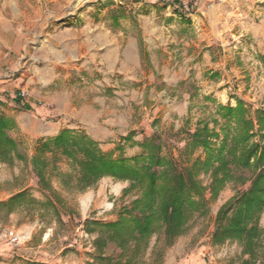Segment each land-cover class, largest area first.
I'll use <instances>...</instances> for the list:
<instances>
[{
    "label": "crops",
    "instance_id": "crops-1",
    "mask_svg": "<svg viewBox=\"0 0 264 264\" xmlns=\"http://www.w3.org/2000/svg\"><path fill=\"white\" fill-rule=\"evenodd\" d=\"M256 1L149 0L147 14L134 25L133 3L109 18L103 3L0 0V102L11 115L24 113L15 99L24 87L28 112L47 124L43 139L65 127L80 128L106 152L130 158L156 124L113 109L115 87L141 90L147 101L157 90L179 93L183 100L187 89L177 86L190 81L199 97L235 104L226 84L240 94L242 81L229 38L244 34L239 52L264 54V22L256 21L259 15L264 21V3ZM76 85L85 93L79 105L69 94ZM103 115L112 116L115 127L103 125ZM3 257L0 264H15Z\"/></svg>",
    "mask_w": 264,
    "mask_h": 264
},
{
    "label": "rangeland",
    "instance_id": "rangeland-1",
    "mask_svg": "<svg viewBox=\"0 0 264 264\" xmlns=\"http://www.w3.org/2000/svg\"><path fill=\"white\" fill-rule=\"evenodd\" d=\"M75 1L77 6L83 3H91L95 6L98 3L107 5L109 18L115 16L116 12L121 13L128 6L131 7L133 3L135 6L130 8L129 18L134 19V25L138 23L137 18L140 23L142 22V16L146 15L148 11L146 4L150 3L149 0ZM150 1L172 3L173 0ZM246 1L250 4L254 0ZM262 2L264 3V0ZM111 4L114 6L110 7ZM133 7L135 10L132 14ZM258 10L263 12V9ZM259 18L264 22L262 15H259L256 21ZM137 32L140 34V31ZM235 35H237V39L230 36L229 40L231 41L230 46H233L232 49L238 51L234 53L236 56L232 60L235 61V66H239V74L241 75L239 79L242 81L241 93H234L231 85L226 84L229 86L227 91L231 92L228 93V96L232 97L235 104H230L229 101L216 103L208 94H202L203 97H199L194 84L190 81L179 83L177 86L187 89L186 97L183 100L179 98V93L157 90L151 94L149 101H147L141 90L115 87L113 109L132 113L131 119L136 118L137 122L140 123L143 120L150 123L155 121V131L149 136H142L139 140L140 150L138 154L142 152L141 142L155 136L156 141L160 143L161 152L171 157L178 169H183L187 161L182 150L190 134L204 122L209 128L217 130L219 124L223 122L217 111L219 104H229L234 107L238 101H241L248 110V114L253 117L257 110L264 111V63L260 58L261 53L256 52L252 55L245 52L240 53L239 47L242 46L241 39L244 34L236 33ZM2 66L3 58L0 57V69ZM113 80L114 83L118 82L117 78ZM101 83L104 82L101 81ZM69 94H71L70 98L74 104L79 105L83 102L82 97L85 93L82 85H76L73 89L69 88ZM27 98V90L24 87L19 88L15 99L24 113L14 112L13 115L6 112L8 108L4 106V102H0V113L15 121V125L8 130V134L16 144V148L9 155L8 160L0 159V201L26 189L29 195L39 201H45V196L49 195L53 206L52 204H26L16 205L10 210L0 208V234L5 230L13 229L27 235L17 246L10 245L0 237V259H4L3 256H5L14 260L15 264H17V260L22 259V256L25 259H22L23 262L18 261L19 264L32 261L45 264H106L105 261L97 262L94 260V254L97 252L95 240L99 233L97 229H87L86 221L115 220L123 208L129 207L135 199L139 198L141 191L138 187L131 186L128 180H120L110 176L101 177L93 186L78 190L75 182H62L63 173L72 170L65 159L59 161L57 169L52 168L50 164L48 165L44 174L49 181V189L43 187L32 168L31 156L34 154L38 143L46 135L44 129L47 124L30 115L28 112L30 107L26 102ZM14 116L17 117V121ZM112 119V116L103 115L101 122L107 127H115ZM65 123L73 126L78 125L70 121ZM70 129L83 131L75 127ZM254 138L257 139V135ZM98 144L104 150L100 142ZM199 154L202 155L200 148L196 149L191 157ZM114 157L123 156L120 154ZM245 173L249 176L251 172L245 171ZM199 179L206 187L205 211H195L187 223L186 230L176 235L171 243H165L163 232H159L154 233L149 238L147 246L138 255L134 253L133 241L129 242L127 250L121 258H119L121 247L116 241L108 240L103 247L104 252L110 255L113 260L119 258L124 262L130 259L127 262L129 264H243L244 260L249 259V254L243 250L241 243L235 239H226L222 243H214L212 233L220 206L236 192L246 190L250 181L242 185L233 181L227 182L216 196L209 198V186L212 181L210 172L200 173ZM98 188L99 191L96 193ZM91 190L94 191V195L86 194ZM83 202H86V206H83ZM113 217L115 218L111 219ZM263 222L264 214L261 217V224ZM262 241L264 242V239ZM251 264H264V250L259 251Z\"/></svg>",
    "mask_w": 264,
    "mask_h": 264
},
{
    "label": "trees",
    "instance_id": "trees-1",
    "mask_svg": "<svg viewBox=\"0 0 264 264\" xmlns=\"http://www.w3.org/2000/svg\"><path fill=\"white\" fill-rule=\"evenodd\" d=\"M260 58L264 63V54H260ZM217 111L223 119L218 130L209 128L204 122L190 134L182 150L187 161L183 169H178L173 159L161 152L155 136L143 140L142 152L129 159L112 156L84 131L70 128H62L56 135L38 143L31 156L32 168L39 183L48 189L49 181L44 172L49 164L57 169L61 159L72 168L63 173L62 182L73 181L78 190L93 186L104 176L128 180L131 186L140 189L139 198L123 208L115 220L86 221L87 229H97L99 233L95 240L94 260L106 264H129L130 259L122 262L119 258L130 241L138 255L154 233L163 232L167 244L183 233L193 213L205 211L206 187L199 179L200 173L210 172L209 198L216 196L227 182L242 185L250 181L246 190L236 192L218 209L212 241L238 240L249 254L243 264H251L259 251L264 250V222L261 224L264 214V111L257 110L253 117L241 101L234 107L219 104ZM14 125L12 118L0 113L2 160H8L16 148L8 134ZM256 135L257 139L254 138ZM199 148L202 155L192 158ZM245 171H250V175ZM45 198V201H39L23 189L0 201V208L10 210L26 204L53 206L50 196ZM108 240L116 241L121 247L117 260L103 250ZM25 264L45 263L32 261Z\"/></svg>",
    "mask_w": 264,
    "mask_h": 264
},
{
    "label": "built area",
    "instance_id": "built-area-1",
    "mask_svg": "<svg viewBox=\"0 0 264 264\" xmlns=\"http://www.w3.org/2000/svg\"><path fill=\"white\" fill-rule=\"evenodd\" d=\"M23 94V92H22ZM27 235L19 231L8 229L0 234V237L6 240L10 245L17 246L19 245Z\"/></svg>",
    "mask_w": 264,
    "mask_h": 264
},
{
    "label": "bare ground",
    "instance_id": "bare-ground-1",
    "mask_svg": "<svg viewBox=\"0 0 264 264\" xmlns=\"http://www.w3.org/2000/svg\"><path fill=\"white\" fill-rule=\"evenodd\" d=\"M116 192H118V189H116ZM83 206H86V202H83Z\"/></svg>",
    "mask_w": 264,
    "mask_h": 264
}]
</instances>
